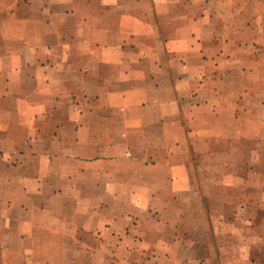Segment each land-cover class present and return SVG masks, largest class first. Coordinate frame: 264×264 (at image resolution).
<instances>
[{"label": "crops", "instance_id": "0c3cea01", "mask_svg": "<svg viewBox=\"0 0 264 264\" xmlns=\"http://www.w3.org/2000/svg\"><path fill=\"white\" fill-rule=\"evenodd\" d=\"M263 68L264 0H0V264L219 251L264 193L244 192L253 163L199 155L264 150ZM201 169H225L229 192Z\"/></svg>", "mask_w": 264, "mask_h": 264}, {"label": "rangeland", "instance_id": "374dc122", "mask_svg": "<svg viewBox=\"0 0 264 264\" xmlns=\"http://www.w3.org/2000/svg\"><path fill=\"white\" fill-rule=\"evenodd\" d=\"M259 76L258 81L262 82V76L264 78V68L260 71ZM252 79L257 80V73ZM257 87L262 88V84L258 83ZM260 99H264V96L259 98V100ZM252 110L258 114L254 115L253 122L252 124L249 123V125L253 126V130L262 134L264 133V123H262V118H264V105L255 106ZM242 131H246L245 126L242 128ZM227 146L229 149H232V152L215 156L208 154H201L199 156H202L201 160H205L212 164L219 163V165H224L223 163L225 162L228 164L250 162L256 165V168L253 170L250 168L244 170V176L246 177L244 192L252 193L260 198L264 193V150H259L257 153H254V151L247 153L250 143L238 139L228 141ZM258 147L264 148L263 138L259 139ZM239 150L245 152L242 153L239 152ZM199 156H197V163H200L201 161ZM197 172L199 176H196L200 178L201 182L203 181L205 183L204 186L206 189L216 193L229 192L220 186V182H222L226 175L225 169H201ZM251 190L253 191L251 192ZM210 204L215 206L216 210H219L222 207L221 202L218 201H212ZM262 205L264 206V202ZM253 220L254 223L252 226H250L251 224L244 219V216L242 220L235 222V226L240 229V232H238L236 236L229 233L235 229L234 222H227L228 225L226 232L219 234L221 242V248L219 251L212 250V240L210 239V244H204L206 247L202 246L194 251H188V255L196 256L200 253H204L206 258H204L201 263L199 262L200 264H264V208H262L261 203H258L256 217L254 218L253 216ZM216 258H218V262H216Z\"/></svg>", "mask_w": 264, "mask_h": 264}]
</instances>
